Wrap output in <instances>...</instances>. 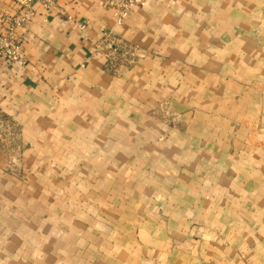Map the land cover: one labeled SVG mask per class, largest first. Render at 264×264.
Masks as SVG:
<instances>
[{
	"label": "crops",
	"instance_id": "0c3cea01",
	"mask_svg": "<svg viewBox=\"0 0 264 264\" xmlns=\"http://www.w3.org/2000/svg\"><path fill=\"white\" fill-rule=\"evenodd\" d=\"M98 3L38 8L0 64V264H264V0Z\"/></svg>",
	"mask_w": 264,
	"mask_h": 264
},
{
	"label": "built area",
	"instance_id": "2783aa9c",
	"mask_svg": "<svg viewBox=\"0 0 264 264\" xmlns=\"http://www.w3.org/2000/svg\"><path fill=\"white\" fill-rule=\"evenodd\" d=\"M19 7V12L6 16L1 23L4 25L0 32V64L6 68L24 66L27 63L24 45L26 42V29L29 23L37 14V9L41 8L46 12L57 9V0H15ZM101 8L111 9L113 12V25L122 26L125 19L134 8H143L146 0H99ZM74 23L83 33L86 31L87 24L84 21ZM104 41L110 37V32L103 28Z\"/></svg>",
	"mask_w": 264,
	"mask_h": 264
},
{
	"label": "rangeland",
	"instance_id": "374dc122",
	"mask_svg": "<svg viewBox=\"0 0 264 264\" xmlns=\"http://www.w3.org/2000/svg\"><path fill=\"white\" fill-rule=\"evenodd\" d=\"M13 1L15 2V0H13ZM15 4H16V2H15ZM18 12H19V10H18ZM6 16H10V15L2 14L1 10H0V24L1 25H3L1 23V21ZM67 20L74 22V20L72 18H68ZM2 30H3V28L0 29V32ZM116 47L119 48L117 55L118 54L120 55L119 60H122V62L117 63V55L116 56L113 55L114 57H110L111 58L110 59V65L111 66H109V67H110V71L112 73H117L123 67L124 68L128 67L129 65H131L135 61L136 58L140 57L137 51H133L134 49L128 48L125 45H118ZM6 69L11 70V69H13V67L12 68H6ZM17 144H18V128H17V126H15L14 124L10 125L6 120H2V118H0V156H6V157H8V160L10 158H14V157L16 158V156L19 155V151H20ZM3 146H4V148H2ZM3 159L7 160L5 157H3Z\"/></svg>",
	"mask_w": 264,
	"mask_h": 264
}]
</instances>
